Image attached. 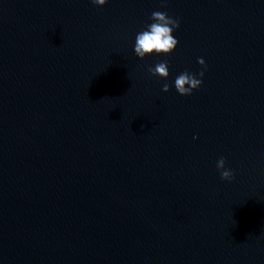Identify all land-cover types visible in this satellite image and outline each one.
<instances>
[{
    "label": "water",
    "instance_id": "95a60500",
    "mask_svg": "<svg viewBox=\"0 0 264 264\" xmlns=\"http://www.w3.org/2000/svg\"><path fill=\"white\" fill-rule=\"evenodd\" d=\"M163 4L0 0V264H264V0Z\"/></svg>",
    "mask_w": 264,
    "mask_h": 264
},
{
    "label": "clouds",
    "instance_id": "9594fccd",
    "mask_svg": "<svg viewBox=\"0 0 264 264\" xmlns=\"http://www.w3.org/2000/svg\"><path fill=\"white\" fill-rule=\"evenodd\" d=\"M108 0H91V3L97 7H103ZM162 6L163 0H162ZM149 19L152 21L137 32L133 45L135 56L141 60L152 55H168L171 54L178 46V39L174 36V32L179 28V20L170 17L167 12L154 11ZM199 65L206 70L203 58L198 59ZM148 72L153 76H157L166 80L169 76V66L167 62H159L154 67L149 66ZM199 77V78H198ZM204 71L197 74L185 71L179 74L174 80V88L181 96H189L194 90L202 85ZM163 92L169 91V85L165 83L162 87ZM216 169L220 173L223 181H231L234 173L231 169L226 168V161L223 157L216 161Z\"/></svg>",
    "mask_w": 264,
    "mask_h": 264
}]
</instances>
